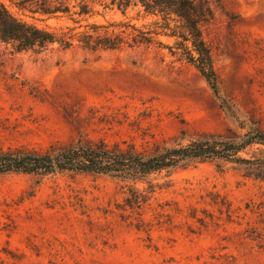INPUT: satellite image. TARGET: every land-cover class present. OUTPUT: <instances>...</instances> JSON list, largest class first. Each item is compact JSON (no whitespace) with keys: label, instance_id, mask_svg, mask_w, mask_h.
<instances>
[{"label":"rangeland","instance_id":"rangeland-1","mask_svg":"<svg viewBox=\"0 0 264 264\" xmlns=\"http://www.w3.org/2000/svg\"><path fill=\"white\" fill-rule=\"evenodd\" d=\"M208 1L205 37L239 122L194 66L164 50L15 51L0 40V149L105 140L143 150L244 132L249 119L264 129V0ZM0 264H264V179L215 160L138 181L0 174Z\"/></svg>","mask_w":264,"mask_h":264},{"label":"trees","instance_id":"trees-1","mask_svg":"<svg viewBox=\"0 0 264 264\" xmlns=\"http://www.w3.org/2000/svg\"><path fill=\"white\" fill-rule=\"evenodd\" d=\"M0 0V40L15 51H45L54 45L89 51L157 49L194 66L205 78L228 117L240 120L231 99L220 91L212 47L204 26L213 18L208 0ZM123 18L111 20L108 14ZM101 16L104 22L93 20ZM41 23H44L42 25ZM244 132L225 135L202 132L162 141L139 150L135 144L110 145L105 140L52 146L47 152L1 150L0 174L48 175L64 171L109 175L138 181L153 172L174 170L191 161H223L242 165L249 175L264 179V129L259 122H241ZM185 133V131H182ZM262 148L241 155L248 147Z\"/></svg>","mask_w":264,"mask_h":264}]
</instances>
